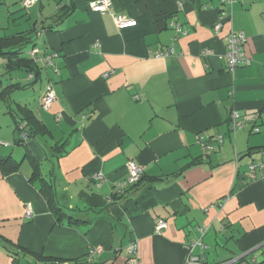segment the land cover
<instances>
[{"label": "crops", "instance_id": "1", "mask_svg": "<svg viewBox=\"0 0 264 264\" xmlns=\"http://www.w3.org/2000/svg\"><path fill=\"white\" fill-rule=\"evenodd\" d=\"M91 1L38 0L23 10L21 0H0V38L32 30L37 62L51 56L44 79L56 96L49 109L41 106L46 89L29 104L12 101L0 79L12 119L0 121V161L17 163L0 168V264H73L96 247L91 264H186L198 226L203 248L192 255L202 264H264V176L246 175L249 163L264 161V0H111L104 14ZM223 12L230 17L216 32ZM112 13L135 24L117 27ZM15 20L18 30L7 34ZM230 30L247 37L246 62L232 71ZM169 47L171 55L154 56ZM16 82L28 86L7 85ZM21 105L44 132L15 117ZM234 110L243 126L231 131ZM205 133L213 148L197 141ZM128 160L143 176L113 208L114 220L96 214L127 179ZM36 163L81 222L56 218L32 178ZM158 220L167 225L156 231Z\"/></svg>", "mask_w": 264, "mask_h": 264}, {"label": "built area", "instance_id": "2", "mask_svg": "<svg viewBox=\"0 0 264 264\" xmlns=\"http://www.w3.org/2000/svg\"><path fill=\"white\" fill-rule=\"evenodd\" d=\"M37 1L38 0H21V4L24 8H28L34 3H36ZM220 2L222 4H232L234 0H220ZM90 4L93 10L98 11L101 14H104V13L109 12V8L111 6V0H92ZM111 17L117 27L132 26L135 24L134 19H130L119 13H112ZM229 17H230L229 15L223 12L222 15L219 17L218 21L215 23L214 30L218 32L219 28L221 27L222 22ZM246 41H247V37L241 31H233V30L229 31L228 35L226 36V51H225L226 67L228 70L232 71L236 66L245 63L246 55H245L243 47ZM39 51L40 50L38 48H35V47L31 48L29 50V55L38 61L37 53ZM172 52H173V48L169 47L165 50L156 52L154 56L156 57L169 56L172 54ZM202 53L204 55H209L210 51L203 50ZM43 61L49 65H52L51 56L44 58ZM112 72L113 71L105 72L104 77H107ZM31 76L32 74L30 75V77ZM55 98L56 96H55L54 91L48 86L44 95L41 98V106L44 109H49L51 104L55 100ZM242 126L243 124L240 120L239 113L235 110L232 111L230 115L229 129L231 131H234L237 128H240ZM253 130L258 131V128H254ZM213 138H214L213 140H215V142L217 143H221L223 141V136L221 134L215 135ZM205 140H210L209 135H207L206 133L203 135H198L197 141L201 142L204 148L206 149L213 148L212 144H209V143L205 144L204 143ZM126 167L128 171L127 179L123 183H120L118 185L117 187L118 189L132 185L133 183H136L143 176V172H144L143 167L141 165L136 164L134 161L128 160L126 163ZM248 169H249V173H248L249 177L256 176L255 173L259 174L260 177L264 175V163L262 162L250 163L248 166ZM95 177L98 180H102L104 178L102 173H97ZM25 214H26V217L28 218L31 217L32 211L29 206H27V210ZM166 225H167L166 221L158 220L155 225V230L159 231L165 228ZM196 229L198 233L200 234V237L196 241L192 242L190 245L187 246L188 256L185 262L186 264H202L198 256L192 255V250L195 245H198L201 248H203L201 236L204 234L206 229L204 226H198ZM99 250L100 248L96 247L87 253L86 264H91L93 253L98 252ZM136 251H137V246L135 243H131L127 247V252L130 255H135ZM58 264H65V263H58Z\"/></svg>", "mask_w": 264, "mask_h": 264}, {"label": "trees", "instance_id": "3", "mask_svg": "<svg viewBox=\"0 0 264 264\" xmlns=\"http://www.w3.org/2000/svg\"><path fill=\"white\" fill-rule=\"evenodd\" d=\"M47 27H42V29H46ZM36 35V33H35ZM36 40L34 38V34H32V30L26 31V32H20L11 36H5L0 38V56H2L5 59V65L4 68L6 72L15 70V69H20L24 68L29 74H32L34 76H38L39 74V66L37 60L32 58L29 55V50L31 48H34L36 45ZM31 44V48H28V50H25V47ZM246 62V61H245ZM241 65V64H240ZM239 66V65H238ZM237 67V66H236ZM19 87H26V85H20L19 83H12L10 85H6L3 87L2 92H8L11 91L12 89L19 88ZM19 112H15L14 115L15 117L17 116L19 120L25 121V125L28 127V130L31 131L32 133H41L46 130L45 125L43 124L42 121L38 120L36 116L34 115L33 111L29 109L26 105H21L19 106ZM253 126V125H252ZM19 127V124L17 125ZM254 128H258L257 126L251 127V130L254 131ZM235 131V130H234ZM259 131V128H258ZM254 131V132H258ZM23 138H20L22 140ZM261 153H264V147H261L259 149ZM253 162H262L264 161L258 160V161H253ZM251 162V163H253ZM16 161L12 159L10 156L2 159L0 161V168L1 171L4 172H9V171H14L16 169ZM250 164V163H249ZM248 164V166H249ZM39 170L40 168L38 167L37 163L34 164V171L32 173V178H39L41 185H40V191H42L44 197L46 198V201L50 207L54 211V214L56 215V218L58 219L60 216H65L68 223H78L81 222V218L78 217L77 215L71 214L66 212L65 208L62 207L60 204H58L56 196H55V191L53 188V185L51 184V181L48 179H44L42 177H39ZM249 173V169H247L246 175L247 177ZM256 176H259V174L255 173ZM264 176V175H263ZM262 176V177H263ZM260 177V176H259ZM141 179V178H140ZM140 179L138 181H140ZM137 181V182H138ZM136 182V183H137ZM129 185L127 187L118 189L117 192L113 193L109 199V201L106 203L105 207L102 209L95 210L96 214H100L102 211L107 212L108 217L111 220H114V215L112 213L113 208L117 204L123 203L126 199L129 198V194L127 193L130 191L128 189L130 186L132 187L134 184ZM88 210L94 211L93 208H87ZM86 257L84 259H75L73 261V264H86ZM61 263L57 262L56 264ZM52 264V263H51Z\"/></svg>", "mask_w": 264, "mask_h": 264}, {"label": "rangeland", "instance_id": "4", "mask_svg": "<svg viewBox=\"0 0 264 264\" xmlns=\"http://www.w3.org/2000/svg\"><path fill=\"white\" fill-rule=\"evenodd\" d=\"M23 10H25V8H22ZM24 12V11H22ZM17 20H15V26H13V29L11 27V30L7 31V34H11L13 32H15L16 30H18V24H17ZM13 21L11 19V23L10 25H12ZM36 40V39H35ZM38 45V43H37ZM28 48H31V44H28L25 47V50H28ZM39 66V76H35L34 79H29L28 77V72L24 69V68H20V69H15L9 72H6L5 68H4V58L2 56H0V79L2 80V83L4 85H7L11 82H15L16 80L20 81L22 84H27L28 86L24 89V88H15L10 92L12 101H17V100H26L25 102H27L28 104L31 102V99L27 97H33L37 94L40 93V90L45 91L46 89V84H45V79H44V75H45V71L47 70L48 64L44 62V64H42V62H40V64L38 63ZM36 79V81H34ZM33 86V87H32ZM24 102V101H23ZM7 120L10 123H12V119L10 117V115L7 113V108L5 107V104L2 100V98L0 97V121H4ZM40 139V137L38 138V140ZM19 149H22V152L24 150L23 147H18ZM24 165H28V162L25 161ZM47 169V165L46 163H43L42 166V170Z\"/></svg>", "mask_w": 264, "mask_h": 264}]
</instances>
